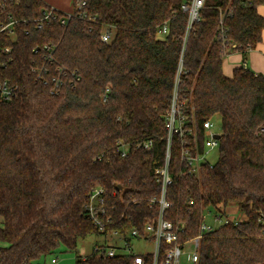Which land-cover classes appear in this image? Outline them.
Listing matches in <instances>:
<instances>
[{"label": "trees", "instance_id": "1", "mask_svg": "<svg viewBox=\"0 0 264 264\" xmlns=\"http://www.w3.org/2000/svg\"><path fill=\"white\" fill-rule=\"evenodd\" d=\"M78 1L86 2L88 18L63 25L58 17L39 29L42 0H0V23L19 21L15 36L0 33V46L11 49L5 78L20 89L13 101H0V264H41L62 246L78 251L81 241L98 236L85 214L96 188L116 194L109 201L116 215L148 214L145 203L130 209L119 197L145 200L159 191L153 162L164 157L179 68V101L189 117L194 110L198 133L220 116L222 136L219 159L203 168L201 183L171 170L167 218L188 223L180 234L187 240L198 234L203 208L238 207L246 219L204 238L200 264H264V76L245 67L232 78L223 73L228 55L246 59L262 42L264 0H206L186 42L181 7L191 0H73L74 9ZM164 25L170 35L162 41L156 34ZM105 31L108 44L101 41ZM48 44L80 77L59 95L31 72L43 58L35 50ZM225 44L235 47L226 51ZM146 140L156 145L152 151L135 149ZM120 143L131 145L128 159ZM76 264L118 262L92 254Z\"/></svg>", "mask_w": 264, "mask_h": 264}, {"label": "built area", "instance_id": "2", "mask_svg": "<svg viewBox=\"0 0 264 264\" xmlns=\"http://www.w3.org/2000/svg\"><path fill=\"white\" fill-rule=\"evenodd\" d=\"M11 4H19L20 0H6ZM206 0H191L181 7V12L188 15V25L184 42L187 41L193 26L201 22V12L204 9ZM86 2L78 1L75 4L74 13L66 16L64 13L54 7L47 6L41 18L35 20L39 29L45 24L51 23L53 20L61 19L63 25L75 16L80 18H88L85 9ZM76 11V14H75ZM232 13L230 9L228 11ZM226 13H221V24ZM19 21L9 19L8 23H0V33L7 32L10 36H15L14 26ZM170 35L168 25L162 26L156 37L165 41ZM112 40L111 33L105 31L101 36V41L105 44ZM230 44H225L226 51L234 48ZM57 47L53 44L45 45L42 49L35 50L36 53L42 52L43 58L41 64H33L31 72L36 82L50 88L52 95H59L65 88L67 81L71 86L80 81V77L76 72L71 73L65 66L61 65L56 59ZM11 49H2L0 46V101L10 102L17 98L20 91L19 86L11 83L5 78V73L9 68L12 60H4L9 55ZM176 86L174 88L172 102L165 119V152L163 159H156L154 165V178L159 191L148 199L135 198L128 196L125 200L124 196H120L121 202L127 201L128 208L131 205L137 207L141 203L147 206L148 214L144 216H134L125 213L116 215L117 207L110 204V199H116V194H107L104 188L94 189L89 197L86 205V217L92 222L97 229L99 235L106 238L116 239L114 245L100 247L94 250L92 254L97 255L98 259L103 261H117L118 264H200L201 245L204 238L215 233L218 229L229 224H238L245 219L238 207H224L217 205L213 207L203 208L200 217L198 234L187 240H182L180 234L187 227L188 223L176 225L167 218V213L173 209V201L169 199V188L174 184V177L171 170L176 169L178 178H193L201 183L202 170L204 167L213 165L209 161V155L212 151L219 152L220 140L216 136H222L217 131L216 123L213 119L204 121L200 128L201 134L198 133L199 128L195 121L194 110H191L189 117L184 105L179 101V84L180 73ZM106 98L104 97V102ZM156 145L152 140L142 141L136 144V150L152 151ZM119 152L122 159H128L131 154V145L128 143H120ZM173 154L176 161L172 162ZM193 206L194 202L191 201ZM235 213H241V217L234 216ZM149 246L153 250L149 253H139L136 249ZM52 263H56L53 260Z\"/></svg>", "mask_w": 264, "mask_h": 264}, {"label": "rangeland", "instance_id": "3", "mask_svg": "<svg viewBox=\"0 0 264 264\" xmlns=\"http://www.w3.org/2000/svg\"><path fill=\"white\" fill-rule=\"evenodd\" d=\"M47 6L54 7L64 13L66 16H71L74 13V3L73 0H42ZM213 121L216 123V128L218 132H221V118L216 116ZM219 159V152L217 150L212 151L209 155V161L212 165H215ZM234 207V206H233ZM237 209V207H234ZM234 216L237 218L241 217V213L233 210ZM244 215V214H243ZM117 240L106 238L103 236L92 235L86 240L81 241L78 246V251L70 252L65 247H61L57 254L48 256L46 259H42L39 263L41 264H76L77 259L87 258L94 252L95 249L105 246H112ZM152 248L149 246L140 247L136 249L139 253H149L152 252ZM56 260V263H52Z\"/></svg>", "mask_w": 264, "mask_h": 264}, {"label": "crops", "instance_id": "4", "mask_svg": "<svg viewBox=\"0 0 264 264\" xmlns=\"http://www.w3.org/2000/svg\"><path fill=\"white\" fill-rule=\"evenodd\" d=\"M258 13L264 17V6L258 8ZM241 67H245L258 75L264 76V30L262 42L248 53L246 59L241 53L236 51L224 59L223 73L227 78H232L234 71Z\"/></svg>", "mask_w": 264, "mask_h": 264}, {"label": "water", "instance_id": "5", "mask_svg": "<svg viewBox=\"0 0 264 264\" xmlns=\"http://www.w3.org/2000/svg\"><path fill=\"white\" fill-rule=\"evenodd\" d=\"M216 139H218V140H220L221 139V137L220 136H216ZM118 190H122V187L121 186H118Z\"/></svg>", "mask_w": 264, "mask_h": 264}]
</instances>
